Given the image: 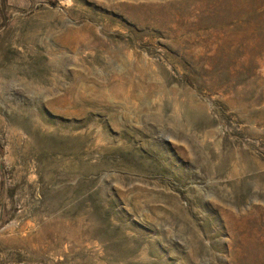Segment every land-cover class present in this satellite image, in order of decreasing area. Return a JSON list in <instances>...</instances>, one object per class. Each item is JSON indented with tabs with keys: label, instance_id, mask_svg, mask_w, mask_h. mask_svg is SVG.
Returning <instances> with one entry per match:
<instances>
[{
	"label": "rangeland",
	"instance_id": "rangeland-1",
	"mask_svg": "<svg viewBox=\"0 0 264 264\" xmlns=\"http://www.w3.org/2000/svg\"><path fill=\"white\" fill-rule=\"evenodd\" d=\"M0 264H264V0H0Z\"/></svg>",
	"mask_w": 264,
	"mask_h": 264
},
{
	"label": "bare ground",
	"instance_id": "bare-ground-1",
	"mask_svg": "<svg viewBox=\"0 0 264 264\" xmlns=\"http://www.w3.org/2000/svg\"><path fill=\"white\" fill-rule=\"evenodd\" d=\"M119 81V80H118ZM131 85V84H130ZM131 87V86H130Z\"/></svg>",
	"mask_w": 264,
	"mask_h": 264
}]
</instances>
